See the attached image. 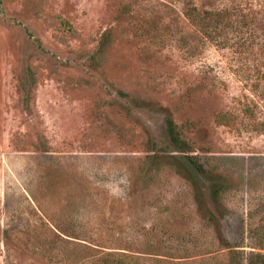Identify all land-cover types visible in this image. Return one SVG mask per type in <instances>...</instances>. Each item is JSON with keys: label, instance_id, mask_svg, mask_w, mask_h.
I'll return each mask as SVG.
<instances>
[{"label": "rangeland", "instance_id": "1", "mask_svg": "<svg viewBox=\"0 0 264 264\" xmlns=\"http://www.w3.org/2000/svg\"><path fill=\"white\" fill-rule=\"evenodd\" d=\"M0 264H264V0H0Z\"/></svg>", "mask_w": 264, "mask_h": 264}, {"label": "trees", "instance_id": "2", "mask_svg": "<svg viewBox=\"0 0 264 264\" xmlns=\"http://www.w3.org/2000/svg\"><path fill=\"white\" fill-rule=\"evenodd\" d=\"M168 131L170 132V135L171 136H174L175 135V133H174V131H175V126H174V124L172 123V122H169L168 123ZM188 164H190L189 165V167H190V169L192 168V169H194V168H197L198 167V169H202V166H200V164H198L197 162H192L191 160H190V158L188 159ZM194 172H197V169H194Z\"/></svg>", "mask_w": 264, "mask_h": 264}]
</instances>
